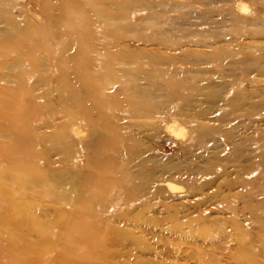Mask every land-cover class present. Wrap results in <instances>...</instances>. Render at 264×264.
<instances>
[{"label":"rangeland","instance_id":"obj_1","mask_svg":"<svg viewBox=\"0 0 264 264\" xmlns=\"http://www.w3.org/2000/svg\"><path fill=\"white\" fill-rule=\"evenodd\" d=\"M0 2V35L7 16L44 24L60 12L58 0ZM97 9L93 23H105L115 38L92 49L98 57L115 54L107 66L114 71L108 84L117 105L102 117L90 104L89 122L75 114L71 97L63 99L55 77L31 79L32 93L45 107L33 128L34 148L43 154L37 164L48 183L37 217L48 220L59 207L58 188L76 177L72 163L81 153L90 162L97 152L114 151L98 146L110 123L143 157L118 166L129 174L142 170L137 176L151 182L143 180L140 201L115 220L132 239L108 243L115 255L103 264H243L236 259L239 235L264 262V0H101ZM11 78L8 66L0 69L1 81ZM143 105L145 112L124 111ZM173 124L175 130L184 126L176 136ZM6 139L0 135V144ZM167 180L176 192L164 185Z\"/></svg>","mask_w":264,"mask_h":264},{"label":"bare ground","instance_id":"obj_2","mask_svg":"<svg viewBox=\"0 0 264 264\" xmlns=\"http://www.w3.org/2000/svg\"><path fill=\"white\" fill-rule=\"evenodd\" d=\"M98 3L101 0H58L60 12L53 23L50 19L44 24L18 23L7 16V30L0 35V69L8 66L12 78L10 82L0 79V135L7 137L0 144V264H39L43 260L46 264H103L106 257L115 255V250L110 249L108 243L125 241L128 237L132 239L126 230L115 227V220L123 218L140 201L143 182L148 178L137 176L142 170L129 174L124 166H118L117 163L126 165L131 158L142 162L143 157L138 154V148L134 149V144H126V138L112 129L110 123L109 127H103L98 146H114V151L107 155L104 153L105 156L97 152L90 162L81 153L78 163H72L77 178L73 175L65 187H57L56 203L59 207L48 220H40L36 215L41 206L42 191H46L48 183L43 169L37 164L43 154L34 148L37 135L33 129L35 116L45 107L33 95L31 79L41 75L44 78L55 77L63 99L71 97L77 109L75 114L89 122L90 104L101 116L117 105V95L108 84L115 80L114 71L107 66L115 54L105 52L98 57L92 49L97 41L104 49L111 38H115V32L105 23H93V17L101 13L97 9ZM47 11L48 8L45 9ZM105 34L110 38L104 39ZM7 61H10L9 65ZM43 63L46 72L39 74ZM121 95L133 101L130 93L121 91ZM133 106L126 107L124 111L147 110L146 105ZM172 128L175 136L181 130H175L178 128L175 124ZM202 142L200 138L198 143ZM88 166H93L96 171L92 173ZM148 182L151 180L146 184ZM174 184L167 180L164 185L175 188L176 192ZM144 202L140 204L143 206ZM22 225L25 230H22ZM175 225L178 228L177 224L173 228ZM200 230L199 233L206 232L205 229ZM30 235H33L32 240L28 238ZM238 240L242 248L236 259L243 264H264L245 249L246 240L242 235ZM259 242L264 244V234L259 235ZM126 262L129 263L120 264H152Z\"/></svg>","mask_w":264,"mask_h":264}]
</instances>
